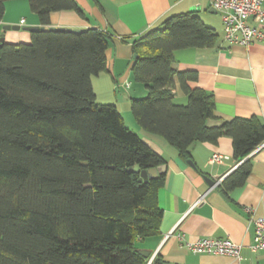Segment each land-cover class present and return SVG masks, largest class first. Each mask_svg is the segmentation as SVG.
I'll list each match as a JSON object with an SVG mask.
<instances>
[{"label":"trees","instance_id":"16d2710c","mask_svg":"<svg viewBox=\"0 0 264 264\" xmlns=\"http://www.w3.org/2000/svg\"><path fill=\"white\" fill-rule=\"evenodd\" d=\"M0 0V22L5 4ZM43 26L75 11V0H28ZM110 37L97 29L74 34L37 31L30 44L0 43V264H147L137 243L160 233L157 196L166 175L140 182L129 172L166 165L113 105H100L92 78L107 72ZM215 31L200 18L168 19L133 43V74L148 94L133 99L139 127L191 158L195 143L233 140L238 167L220 185L242 187L248 156L264 143V123L236 118L210 128L213 95L192 88L197 72L174 70V52L212 48ZM175 77L187 96L174 102ZM152 264H161L155 257Z\"/></svg>","mask_w":264,"mask_h":264},{"label":"crops","instance_id":"0c3cea01","mask_svg":"<svg viewBox=\"0 0 264 264\" xmlns=\"http://www.w3.org/2000/svg\"><path fill=\"white\" fill-rule=\"evenodd\" d=\"M83 15L75 11L51 15L47 27L97 29L110 37L106 52L107 72L92 78L96 101L100 105L116 106L126 126L157 154L167 166L163 187L157 200L164 212L160 233L137 243L140 251L158 256L161 264H264V251L253 252L254 226L246 208H253L254 218L264 217V143L246 159L252 162L251 174L242 187L224 192L222 182L239 166L234 160L233 140L224 136L217 143H195L190 159H183L168 141L142 130L132 111L133 99L147 96V88L137 83L133 74V43L160 28L168 19L193 15L218 35L212 48H190L174 52L176 72H197L192 88L213 95L216 119L207 126L216 128L236 118L257 117L264 123V41L250 47L229 45L224 40L221 15L209 0H75ZM0 22V38L11 45L30 44L31 34L24 28L46 27L30 7L28 0H12ZM22 21L24 24L22 25ZM4 26L20 27L5 31ZM174 102L186 105L187 96L174 81ZM228 156L222 164H211L214 154ZM191 160L195 168L188 164ZM205 176L214 185H210ZM218 183H220L218 185ZM200 198L203 199L198 204ZM178 230L187 240L229 238L241 244L242 260L228 256L195 255L176 238L166 237ZM148 260V261H149ZM148 264V263H147Z\"/></svg>","mask_w":264,"mask_h":264},{"label":"built area","instance_id":"2783aa9c","mask_svg":"<svg viewBox=\"0 0 264 264\" xmlns=\"http://www.w3.org/2000/svg\"><path fill=\"white\" fill-rule=\"evenodd\" d=\"M212 8L222 17L223 35L229 45L250 47L256 42L264 41V0H209ZM24 21H22V25ZM228 156L218 153L209 160L211 164H222L229 160ZM220 183H218L219 185ZM203 201L202 198L198 204ZM254 226V239L251 246L253 252L264 251V217L254 218L253 208H246ZM176 238L181 245L195 255L228 256L235 260H242V245L229 238H203L196 241L187 240L186 236L174 230L166 239ZM152 257L148 264H152Z\"/></svg>","mask_w":264,"mask_h":264},{"label":"water","instance_id":"95a60500","mask_svg":"<svg viewBox=\"0 0 264 264\" xmlns=\"http://www.w3.org/2000/svg\"><path fill=\"white\" fill-rule=\"evenodd\" d=\"M3 29L5 31H10V30H20V27H16V26H4ZM26 31L30 32V33H34L37 31H57V32H66V33H74V34H79L82 32H85L86 29H71V28H56V27H28V28H24ZM0 43H5V39L4 36L2 35L0 38ZM137 56H134V59H136ZM189 165H191L193 168H195V165L193 162H191V160L187 161ZM167 170V166L163 165L160 166L158 168H154V169H149L147 171H142L140 170V166H135L133 169H129V172H134V173H141V179L140 182H145L147 183L149 180L155 179L157 177H159V175L166 173ZM207 182L210 185H214V183L212 182V180L210 178H208L207 176H205ZM140 254H142L145 258H149L150 253L146 252V251H139Z\"/></svg>","mask_w":264,"mask_h":264}]
</instances>
